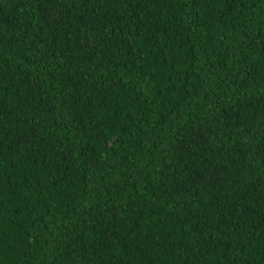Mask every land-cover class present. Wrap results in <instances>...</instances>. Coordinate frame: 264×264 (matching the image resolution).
I'll list each match as a JSON object with an SVG mask.
<instances>
[{
	"label": "trees",
	"instance_id": "obj_1",
	"mask_svg": "<svg viewBox=\"0 0 264 264\" xmlns=\"http://www.w3.org/2000/svg\"><path fill=\"white\" fill-rule=\"evenodd\" d=\"M0 264H264V0H0Z\"/></svg>",
	"mask_w": 264,
	"mask_h": 264
}]
</instances>
